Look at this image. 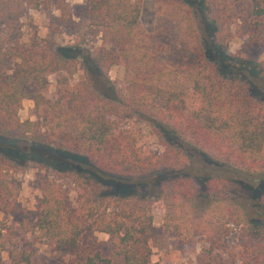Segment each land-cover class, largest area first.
I'll use <instances>...</instances> for the list:
<instances>
[{
    "label": "trees",
    "instance_id": "1",
    "mask_svg": "<svg viewBox=\"0 0 264 264\" xmlns=\"http://www.w3.org/2000/svg\"><path fill=\"white\" fill-rule=\"evenodd\" d=\"M241 1L162 0V12L181 21L198 59L185 71L171 70L145 47L139 0L89 2L88 19L115 46L114 53L71 56L47 41L13 53L14 74L0 78V141L53 148L64 164L57 174L76 185L72 208L66 191L43 183L36 230L56 250H77L89 232L107 235L112 248L109 256L88 252L71 264H150L154 200L161 202L164 232L174 228L182 241L214 242L238 231L239 264H264V222L236 195L254 193L255 202L264 196V67L228 52L234 5ZM249 4L252 22L261 24L264 0ZM11 54L0 48V67ZM116 64L124 75L111 80ZM78 65L89 66L85 73L97 70L101 86L86 77L75 81ZM50 76L53 104L44 96ZM24 100L32 101L36 120L18 118ZM128 114L157 130L162 155L151 151L141 131L121 123ZM24 165L0 149V213L16 209ZM121 177L134 179L129 192L108 193V183ZM3 230L0 258L33 264Z\"/></svg>",
    "mask_w": 264,
    "mask_h": 264
},
{
    "label": "rangeland",
    "instance_id": "2",
    "mask_svg": "<svg viewBox=\"0 0 264 264\" xmlns=\"http://www.w3.org/2000/svg\"><path fill=\"white\" fill-rule=\"evenodd\" d=\"M139 1L145 47L156 53L159 62L173 71L180 72L193 68L198 59L190 48L181 21L162 12L164 8L162 0ZM212 1L216 3L218 0ZM89 2L90 0H0V48L12 53L4 59V64L0 67V78L14 74L18 59L13 53H16L20 46H30L34 43L39 45L47 41L53 47L61 49L64 54L71 56L78 55V52L83 55L85 51L92 50L114 53L115 46L104 39L99 29L88 19ZM249 5V0H242L234 5L236 23L229 27L231 39L228 52L260 63L264 67V21L257 20L261 24L252 22L255 20L249 15ZM87 67L89 66L84 68ZM84 68L79 66L74 80L79 81L86 77L100 87L103 81L97 70L85 73ZM123 75L124 67L120 64L109 70L111 80H119ZM48 80L49 85L44 96L47 104H53L55 76H50ZM17 115L20 121L36 120L32 101H22ZM119 119L126 128L141 131L144 143L155 155L163 154L164 149L157 130L145 119L133 114ZM0 149L20 165L25 164L18 174L20 190L16 209L0 213V228L6 229L2 233L16 241L17 250L25 251L33 264H71L75 260H83L88 252H97L103 257L111 254L108 236L102 233L83 234L77 250H56L36 230L35 223L44 182L49 181L60 186L68 194L70 206L76 207V185L72 183L70 176L57 174L58 171L64 170V164L53 148L13 140L0 141ZM196 166H199V163H196ZM131 179L121 177L118 182L110 181L108 187L106 186L107 192L125 195L132 187L134 179ZM250 194L254 193L236 190V195L248 204L251 214L263 223L264 196L258 197V202H255ZM257 211L261 214L258 215ZM152 215L153 224L147 240L151 250L150 264H198L209 259L211 264H239L241 239L238 231L220 236L214 242L206 241L204 237L182 241L176 229L164 232L160 201L154 200ZM8 230L13 234L11 235ZM202 252L204 259L200 257ZM0 264L14 263L6 254H1Z\"/></svg>",
    "mask_w": 264,
    "mask_h": 264
}]
</instances>
